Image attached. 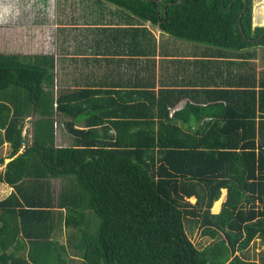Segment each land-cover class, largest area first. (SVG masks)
<instances>
[{"label": "trees", "instance_id": "1", "mask_svg": "<svg viewBox=\"0 0 264 264\" xmlns=\"http://www.w3.org/2000/svg\"><path fill=\"white\" fill-rule=\"evenodd\" d=\"M98 1L235 56L240 70L228 89L138 91L149 106L129 105L118 92L55 93L52 56L0 53V183L13 189L0 201V264H260L240 255L264 243V79L246 61L264 51V27L252 25L253 0ZM181 94L202 104L180 106ZM54 117L71 145H55ZM185 226L214 242L198 249Z\"/></svg>", "mask_w": 264, "mask_h": 264}, {"label": "crops", "instance_id": "2", "mask_svg": "<svg viewBox=\"0 0 264 264\" xmlns=\"http://www.w3.org/2000/svg\"><path fill=\"white\" fill-rule=\"evenodd\" d=\"M3 1L7 3L5 16L0 19V53L52 56L53 88L58 92L78 89L118 92L125 94L124 101L129 105H139L137 99L142 96L149 106L152 98L144 92L137 94L138 91L158 95L162 90L228 89L223 86L224 81H232L240 70L237 65L240 59L235 56L175 40L158 26L141 22L105 2ZM4 40L9 43L6 45ZM259 56L260 65L254 62ZM246 61L257 79H264V51L256 50L254 57ZM180 96V106L187 101L202 104L200 100L193 102L188 95ZM110 98L117 102L113 101L115 106L122 104L120 96L112 94ZM12 191L11 188L10 194Z\"/></svg>", "mask_w": 264, "mask_h": 264}, {"label": "rangeland", "instance_id": "3", "mask_svg": "<svg viewBox=\"0 0 264 264\" xmlns=\"http://www.w3.org/2000/svg\"><path fill=\"white\" fill-rule=\"evenodd\" d=\"M2 3H0V4L2 5V7H4V9H2L0 17H2V15H4V13H5L7 1L4 2L2 0ZM252 9H253L252 25L256 26V25H259L257 23V19H260V16H261V18H263V16H262L263 14H260V12L264 13V0H253V8ZM116 11H118V10H116ZM259 26L264 27L261 25H259ZM2 39H4V38L2 37ZM4 41H5V44L9 43V40H4ZM180 42H183V41H180ZM185 43H188V42H185ZM260 56H261V53H260ZM260 56L257 59H254V62H257L256 64H259V65H260L261 60H262V58ZM55 93H59V92L57 90H55ZM53 119L55 121V126H56V128H55V145L57 147H64V146L71 145V137L62 128L61 120L58 119L57 117H54ZM8 151H9V146L7 144H3L2 146H0V158H6L8 155ZM8 161H9L8 159L4 160V165L0 166V171L4 168L5 164L8 163ZM53 184L56 188H58L60 186L59 181H56V182L54 181ZM10 191H11V188H7L6 185H2V183H0V199L5 198L7 195H9ZM190 203L194 204L195 199L190 201ZM217 210H216V212H217ZM211 212L214 213L215 211L211 210ZM192 225L193 224H191L189 222L186 223V226H188V228H190ZM186 226H185V229H186ZM186 232L188 233L189 238L192 241V243L198 249H201V248H204L205 246L211 245L214 242V241H212V239L203 236L201 228H198L197 226H195V228L192 231L189 229L188 230L186 229ZM67 236H68V230H66L64 228V226H61L58 230V233H57V237H58L59 242L62 244L66 243ZM218 238H224V235L221 234ZM240 255L242 258L253 260V261L261 264V263H263V260H264V243L262 241H260V239H255L254 242L249 246V249L247 251H245L244 253H241ZM67 258H68V260L73 259V261H74L73 263L68 262V264H81L80 260H78L77 257L74 258V257H72V255H68Z\"/></svg>", "mask_w": 264, "mask_h": 264}, {"label": "water", "instance_id": "4", "mask_svg": "<svg viewBox=\"0 0 264 264\" xmlns=\"http://www.w3.org/2000/svg\"><path fill=\"white\" fill-rule=\"evenodd\" d=\"M144 1V0H142ZM158 10H160V7L158 6ZM244 11V9H243ZM166 18V15H164V19ZM160 23V22H159ZM253 27H260L259 25L253 26ZM31 131H32V125H31ZM31 137H32V132H31Z\"/></svg>", "mask_w": 264, "mask_h": 264}, {"label": "built area", "instance_id": "5", "mask_svg": "<svg viewBox=\"0 0 264 264\" xmlns=\"http://www.w3.org/2000/svg\"><path fill=\"white\" fill-rule=\"evenodd\" d=\"M27 129H29V125L26 127ZM24 147V146H23ZM23 149V148H22Z\"/></svg>", "mask_w": 264, "mask_h": 264}, {"label": "clouds", "instance_id": "6", "mask_svg": "<svg viewBox=\"0 0 264 264\" xmlns=\"http://www.w3.org/2000/svg\"><path fill=\"white\" fill-rule=\"evenodd\" d=\"M30 130H31V127H30Z\"/></svg>", "mask_w": 264, "mask_h": 264}]
</instances>
